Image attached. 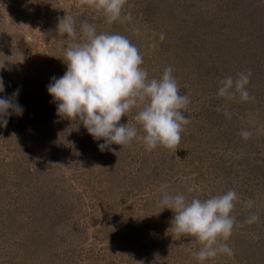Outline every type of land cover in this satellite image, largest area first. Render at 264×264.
I'll return each mask as SVG.
<instances>
[{"label": "rangeland", "instance_id": "rangeland-1", "mask_svg": "<svg viewBox=\"0 0 264 264\" xmlns=\"http://www.w3.org/2000/svg\"><path fill=\"white\" fill-rule=\"evenodd\" d=\"M77 3L0 0V98L19 89L24 109L0 126V264H264V0H127L132 19L111 24ZM65 15L73 37L57 31ZM84 22L126 36L149 79L173 69L190 101L176 148L134 139L101 152L103 140L56 114L47 85L67 70L61 40L83 42ZM249 70L251 99L217 95L222 79ZM136 111L120 123H135ZM161 185L189 201L234 190L238 223L220 241L233 254L197 260L194 237L168 232Z\"/></svg>", "mask_w": 264, "mask_h": 264}, {"label": "clouds", "instance_id": "clouds-1", "mask_svg": "<svg viewBox=\"0 0 264 264\" xmlns=\"http://www.w3.org/2000/svg\"><path fill=\"white\" fill-rule=\"evenodd\" d=\"M127 0H78L77 7L88 5L101 11L109 24L115 21L132 19L131 12L122 15ZM57 31L66 37L76 35L74 20L71 16L57 18ZM83 42L61 40L67 46L61 59L66 65L63 76L53 77L47 85V92L56 105V114L60 117L82 124L94 140H103L99 144L101 152L111 150L110 146L129 145L134 139L142 142L146 150L157 146L174 149L181 142L183 126L190 123L185 115L190 103L186 93H182L173 76V69H164L159 79L148 78V72L141 67L143 57L131 41L120 34L97 33L95 25L84 22L81 26ZM134 32L139 34V30ZM163 33L159 39L164 40ZM31 41V36L25 38ZM151 47H158L153 42ZM251 71L241 72L234 80L228 76L220 81L217 95L240 100L250 97L246 85L250 83ZM4 84L0 79V92ZM19 89L12 95L0 98V126L8 123L12 114L22 115L23 107L17 102ZM138 109L133 120L135 123H120L133 109ZM244 139L251 133L242 131ZM179 159V158H177ZM194 191L193 187L187 188ZM162 198L159 201L163 209L171 210L174 215L170 221L171 231L177 235L194 237L201 245L195 253L197 260L215 258L219 254L231 256L233 250L227 243L237 225L235 208L238 194L234 190L216 195L206 200L193 198L190 201L183 194H171L166 185H161ZM252 201H248L250 207ZM259 220L251 216L243 223L251 224Z\"/></svg>", "mask_w": 264, "mask_h": 264}]
</instances>
